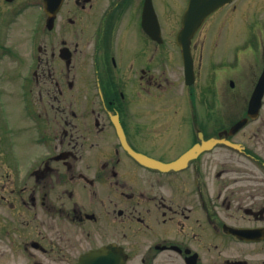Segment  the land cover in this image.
I'll use <instances>...</instances> for the list:
<instances>
[{"label": "flooded vegetation", "instance_id": "flooded-vegetation-1", "mask_svg": "<svg viewBox=\"0 0 264 264\" xmlns=\"http://www.w3.org/2000/svg\"><path fill=\"white\" fill-rule=\"evenodd\" d=\"M188 1L0 0L1 264H78L92 250L96 264H264V162L250 143L264 146V99L248 115L264 46L246 45L264 33V0L205 20L192 85L176 40ZM245 118L231 168L221 152Z\"/></svg>", "mask_w": 264, "mask_h": 264}, {"label": "water", "instance_id": "water-1", "mask_svg": "<svg viewBox=\"0 0 264 264\" xmlns=\"http://www.w3.org/2000/svg\"><path fill=\"white\" fill-rule=\"evenodd\" d=\"M231 0H190L188 7L183 15L182 18V29L179 31L177 35V41L180 44L183 50V58L186 65V76H187V83H193V69H192V55L190 50V42L192 36L204 22L209 14H211L214 10H216L219 6L229 2ZM151 16V15H150ZM151 35L155 34V30L149 26L146 27ZM264 89V78L261 79V85L257 86L255 93L252 97V108L250 112L257 111L261 106V99L263 96ZM255 104V106H254ZM247 121V118L238 121L235 125L232 126L230 129V134L236 133ZM215 143L214 141H209L208 145ZM204 148L203 145H195L191 150H189L185 154V158H189L192 155H195L199 150ZM180 164H171L166 165L167 168L178 166ZM97 260H99L97 251L93 250L85 255H83L80 259L79 264H96Z\"/></svg>", "mask_w": 264, "mask_h": 264}, {"label": "rangeland", "instance_id": "rangeland-1", "mask_svg": "<svg viewBox=\"0 0 264 264\" xmlns=\"http://www.w3.org/2000/svg\"><path fill=\"white\" fill-rule=\"evenodd\" d=\"M235 21H237V19L235 20ZM237 26H238V21H237ZM237 26H235V27H237ZM259 27V26H258ZM258 27H255V28H252L251 29V31H252V37H249V40H248V42H247V47H248V49L250 50V52H253L254 50H256V49H258L259 48V50L262 52L263 51V44H264V33H263V31L260 29V28H258ZM251 40V41H250ZM223 44V43H222ZM235 49V47L234 46H231V42L230 43H228V55H232V53H233V50ZM229 60L228 61H224L222 64H221V67L222 68H224V70H228V69H231L233 66H234V64H233V59L234 58H231V57H229L228 58ZM219 64V63H218ZM176 76L174 75H172L171 76V78L173 79V78H175ZM189 88H187V92L185 91V88H184V83H181L180 84V89H179V92L181 93V95L183 96V98H182V102H184V103H186V102H190V99H189V97H188V99H187V96L189 95ZM183 94H185V96L183 95ZM185 97V98H184ZM235 97H236V95H235ZM227 101L229 102V103H233L235 100L233 99V98H229V100L227 99ZM236 102V101H235ZM231 107H234L233 106V104L231 105ZM263 111H262V113H263V115H262V119L264 120V108L262 109ZM260 122L262 123V120H260ZM259 121L257 122V124L259 125V123H260ZM252 129H255V128H252ZM248 135H250V132H248V131H243V132H240L239 134H236L234 137H232L233 138V141L234 142H238V141H243L244 139H247L248 137ZM260 137H264V127H263V132H262V134L261 135H259ZM255 142V140L254 139H252L251 141H250V143H252L251 145H253V146H256L257 147V145H258V150L259 151H261L262 152V162H264V149H263V147L264 146H262L263 145V143H262V140H260V145L259 144H256V142ZM262 147V148H261ZM223 150H225V151H223ZM223 150H221V151H223V152H221V153H224V154H222V156H223V158H224V162L225 161H227L228 160V162L230 163V160L231 159H234L235 157L238 159V157H239V155L238 154H236V155H233L232 153H237V150H234V149H232V148H226V149H223ZM227 151V152H226ZM229 152V153H228ZM221 158V157H220ZM234 159V160H232L231 161V168H237V167H239V164H238V160L237 159ZM225 159H227V160H225ZM216 160H217V157H216ZM237 162V163H236ZM228 163V164H229ZM262 166H264L263 164H262ZM234 172V171H233ZM229 175V176H228ZM227 176L228 177H230L231 178V180L233 179V178H236L237 177V174H236V172H234V173H230V174H228ZM235 185H238V183L237 184H235ZM237 190V189H236ZM231 198V197H230ZM233 202V201H232ZM1 264V263H0Z\"/></svg>", "mask_w": 264, "mask_h": 264}]
</instances>
